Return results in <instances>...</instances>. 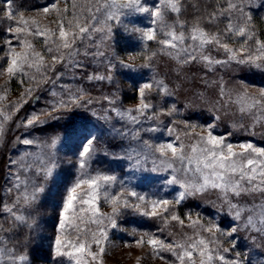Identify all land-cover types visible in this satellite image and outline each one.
<instances>
[{"label":"snow or ice","instance_id":"1","mask_svg":"<svg viewBox=\"0 0 264 264\" xmlns=\"http://www.w3.org/2000/svg\"><path fill=\"white\" fill-rule=\"evenodd\" d=\"M60 3L61 0H53L50 5L41 6L36 16L26 17L19 10L24 7L23 4L17 8L15 0H5L4 14L0 19L11 21L13 26L5 29L11 39L4 41L6 51L0 59H6L7 66L0 70V74H6L10 80L19 78L22 85L26 77L30 83L17 101L7 106L11 111L0 107V118L4 122L11 120L28 103L27 98L33 96V84L37 89L50 81L56 85L63 75L57 71L58 64L65 68L83 69L85 64L80 57H103L106 60L107 75L94 73L87 77L89 81H111L117 64L129 72L152 68L151 61L158 53L176 62L178 77L185 66L195 64L214 71L217 65L235 62L241 70L246 66L249 71L255 69L264 72V40L259 38L253 15L248 10L253 6V0H203V6L201 0H152L151 3L148 0H63V7H60ZM189 8L192 9L191 20L182 19ZM53 14L55 19H50V23L55 27H42L37 16L51 18ZM132 16L147 17L149 26L139 27L131 20L127 24L123 23L122 17ZM113 23L121 25L125 33L137 36L142 42H156L158 50L153 51L151 56L139 57L143 60L139 65L135 55L123 59L116 56L113 50L111 58L106 57L105 51L101 49L112 47L109 42L115 39ZM40 37L43 38L47 56L37 51L33 43L34 39ZM229 41H238L239 46L230 47ZM80 45L84 46L83 51ZM17 47L20 51H17ZM93 48L95 51H90ZM213 48L223 50L227 60L214 58L209 51ZM49 73H55V78ZM61 87L62 93L51 91L54 99L49 102V108L32 113L17 127L22 126L27 130L44 125L49 119H65L63 135L51 138L50 142L27 136L16 138L20 145H38L48 149H55L63 140L70 150H76L74 155L78 174L62 197L53 258L65 257L70 264H89L90 258L92 262L100 264L109 231L118 229L122 210H131L144 217L160 219L165 226L175 221L181 228L194 230L193 235L185 234L182 239L167 240L145 233L147 240L141 236L136 241L138 245L146 243L152 249V254L164 264H264V259H251L247 253L242 256L236 252L232 259L225 255L233 252L236 236L243 231L249 234L248 238L253 243L257 238L262 241L256 247L261 249L259 255L264 257V147H257L252 142L234 145L227 142L226 136L215 135L213 130L221 119L216 114L220 109L215 108V105L209 109L214 111L211 123H192L191 115L179 122L171 121L173 126L166 129L167 134L172 136L177 132V124L182 125L185 129L183 135L192 140L191 143H184L180 134L168 142L142 140L141 132L156 133L162 129L158 126H136L145 121L162 124L161 116L182 114L175 104L166 109L158 108L148 99L152 93L161 97L175 95V91L163 79L154 76L151 82H145L136 89L139 103L135 108L121 110L115 107L118 98L103 97L113 106L109 110L116 117L126 125L133 126L123 131L114 129L117 134L121 138L139 142L138 148L130 144L123 154L113 153L112 158L128 161L129 167L135 171L168 172L170 179H166L165 183L178 185L181 191L174 200L152 199L124 187L123 181H120L121 191L113 194L111 190L117 184L118 177L92 169L97 137L87 124L75 122L76 110H87L94 100L82 87L75 90L64 85ZM220 95L234 103L242 117L250 116L254 124L264 126V88L259 89L257 95H250L245 88L242 94L232 100L221 85ZM197 98L203 100V97ZM6 99V94L0 95V102ZM184 107L191 109L193 103ZM64 114L68 115L65 117ZM92 115L96 113L93 111ZM41 116L47 119L42 120ZM104 120L109 122L111 117L105 116ZM3 134L4 123L0 122V138ZM237 148L239 151H236ZM149 163L150 168L147 166ZM7 167L8 186L4 190L6 198L0 200V213L6 214L9 227L0 223V264H30L27 246L25 251L18 250L16 244L11 243L12 237L4 234L12 233L21 226L30 230L36 227V217L31 212L25 214L23 210L32 209L38 204L48 182H54L59 164L54 151L36 155L25 150L15 159L9 158ZM37 178H40L39 181ZM209 192L215 193L219 201V204L213 203V207L230 221L226 227L215 221L205 224L198 214L193 219L188 213L182 219L176 213L175 207L184 200ZM101 198L111 205L110 214L100 212ZM92 226H95L94 230ZM224 241L230 247H223ZM93 245L98 251H92ZM165 252L170 253L174 260H167L162 255Z\"/></svg>","mask_w":264,"mask_h":264},{"label":"rangeland","instance_id":"2","mask_svg":"<svg viewBox=\"0 0 264 264\" xmlns=\"http://www.w3.org/2000/svg\"><path fill=\"white\" fill-rule=\"evenodd\" d=\"M151 2L152 0L149 1V3ZM63 6H64L63 0H61L60 7ZM39 11H41V9L25 12L24 14L26 17H31V16H36L37 12ZM37 19L39 20L40 25L42 27L43 26H49L53 28L55 27L54 24L50 23V19H55V14H53L51 18H43L42 16H37ZM121 19L125 24H127L128 21L131 20L139 27L149 26L147 17L132 16V17H122ZM129 27H131V25H129ZM114 29L116 30L115 32ZM113 32L114 34H116L117 32L122 33L123 38L125 36L124 40H122L123 43L122 45H125L124 43H127L131 48H134V45L132 43L133 41L135 42V40L137 42H140L142 46L148 45L151 42V41L142 42L137 38V36L131 35L129 33H125L123 27L119 24H115V23L113 24ZM29 39L32 38L29 37ZM33 43L35 44L37 51L44 52L45 55L47 56L42 37L34 39ZM229 44L230 47L239 46L238 41L235 43L229 41ZM2 47L3 44L0 42V50H1L0 57H3L5 53V51L2 50ZM80 47H81V51H83L84 46L80 45ZM101 50L105 51L106 57L108 58H111L113 50L115 51L116 56H118L119 58L127 59L128 57L133 56L131 55V52L118 53L116 52L117 50L115 49V47L113 48L111 47L107 49L102 48ZM17 51H20L19 47L17 48ZM90 51H95V49L94 48L90 49ZM209 51L214 58L220 60H227V54L223 50H216L213 48L210 49ZM132 52L133 54L136 53L134 51ZM80 59L83 61L85 66L88 67V70H85L87 72L85 74L86 75L85 78L83 77V74H79V73L70 74L71 76L70 78L73 79L75 76L81 75L84 78V81L87 83V85H92V83L95 84V83H104V82L107 83V84L104 83V85H108L114 82L113 85L117 86V87H113V90L115 89L114 91L116 92V97L114 99L122 97V102L117 108L123 110L128 108H135L138 105L139 99L136 91L137 88L133 83L128 81L126 75H129L131 77L138 76L141 77L143 81L149 82L147 81L149 80V76H147L148 73H142L140 69L138 70V72H129L127 69H123L119 66V64H117L113 72V79L111 81L108 80L89 81L87 77L91 74L98 73V74L107 75L106 60L103 57L98 59H93L91 57L85 59L84 57H80ZM0 63H2L0 65V70H2L7 66L6 59H0ZM87 65H89L90 67ZM57 66H59V64ZM197 67L202 72V75L205 79L202 82L204 87L203 88L200 87L202 91L198 92L199 97H203V100L199 99L198 101L200 106L204 110H206L207 113H203V114L196 113V114H199L197 117H199L200 119L204 118V116H209V120L206 123L192 122V120L190 122L198 123L201 125L211 123L214 111H210L209 109H212L213 105H215V108L220 109L219 113L216 114H219L221 116L220 121L216 122L217 126L213 130L215 135L226 136L227 142L232 143L234 145L243 142H252L257 147H264V126H261V124L259 123L254 124L253 119L250 116L245 115L242 117L237 110V106L234 103H230L227 97H221L220 95L221 85L225 87L226 93L228 94V96H231L232 100H235L239 94H242L245 88L247 89L250 95H257L259 89L264 88V72L255 69L249 71L246 66H243L241 70V68L238 67L235 64V62H231L223 65H217L215 66L214 71H208L200 64H197ZM117 71L123 73L124 76L121 74L123 78L121 77V75L120 76L117 75ZM186 76L188 79L184 78L185 82L189 85H195L194 83L195 81L192 78V74L187 72ZM77 78L78 77H76L75 79ZM141 78L140 80H142ZM78 79L82 80L81 78ZM10 82L11 80L6 74H0V95H5V94L7 95V99L2 102V107L5 109V111H11V109L7 106L12 102L17 101L18 97L21 95V93L25 91L26 88L24 86L22 90L15 95L12 92ZM58 84L59 87L56 88L57 89L56 92L58 94L62 93L63 91L61 85L68 86L72 90H75L76 88L80 87V86L77 87L75 85H74L75 87L67 85L66 81L63 83L59 82ZM85 91L88 93V96L93 98L94 102L93 104L88 106L87 110L83 108L76 110V111L83 110L88 114L84 116L87 117V119H84V117L82 118L78 117V120L82 119L84 122L89 123L88 128L97 137V139L101 138L104 141L110 140L117 142L116 151L114 149H107L105 147L102 153L94 154L92 169L94 171L99 170L106 174H114L118 177L117 184L113 186L111 190L113 194L121 191V185L119 182L123 181L124 187L135 190L140 194L147 195L149 198L174 200L177 196V193L181 191V189L179 188L178 185H167L165 183L166 179H170V173L168 172L135 171L129 167V162L126 160L124 161L119 160L123 167L122 171H117V170L109 171L110 170L109 168H107V170H104L99 167V166H103V167H107V166L104 160H96L95 158H100L101 157L100 155L106 153L109 157H112L113 153L123 154V150L129 148L130 144L132 147L138 148L139 142L130 141L129 139L126 138H121V136H119L114 129H119L123 131L126 128H132L133 126L126 125L124 121H121L118 117H116L115 113L109 110L111 107H113L112 105H110L109 103L106 104L105 106L102 105V102L99 101L98 93L89 92L87 90ZM152 94L149 95L148 99L151 100V102L154 105H156L158 108L165 107L166 109L168 106H171L172 104L176 105V103L179 102L180 104L182 102V100L179 98V95L176 99H175L176 95L170 97H161L159 95L158 98L156 97V99H153L151 98V96L154 97L157 96V94L156 93H152ZM128 97H130L128 101L124 100V98L127 99ZM87 98L88 97H86V99ZM134 98L137 99L136 101L133 102L131 99ZM173 101H176V103H174ZM184 101L187 100L184 99ZM192 109L193 107L190 110L193 111ZM204 110L202 111L205 112ZM93 111L96 113L95 116L92 115ZM58 114L59 113H54V115H58ZM181 115L184 116L181 118ZM181 115L169 117V120H167V116H161L160 120L163 121L162 124H158V122L156 121H145L142 125L136 126V127L158 126L162 129L161 131L156 133L141 132V139L148 140L151 143H161V142L172 141L175 139L176 134H180L181 139L184 143L186 144L191 143L192 140L184 137L183 132L185 131V129H183L182 125L177 124V132L174 133L172 136H169L167 134L166 129L168 127L173 126L171 121L175 120L179 122L180 120L187 118V115L183 113ZM28 116L30 115H26V117ZM105 116L111 117V120L109 122H106L104 120ZM26 117L25 115L23 117H20L19 124H21L22 122L21 119L23 120ZM41 118H46V117L41 116ZM221 121L223 122V124H225L224 128H226L227 130L226 132L221 131L219 129L222 124V123L220 124ZM0 122H3L4 125L6 124V122H4L2 118H0ZM234 129L240 130L238 132L239 134H232L234 132ZM17 131H18V136L21 138H24L25 136H27L28 138H32L29 135V133L28 134L26 133L28 131H26V129H24L22 126L17 127ZM196 131L199 132V129H197ZM229 133H231V135H228ZM2 138H0V147L2 145V140H3ZM35 139L38 138L35 137ZM16 142L17 141L11 142L12 143L11 146L12 147L15 146L17 144ZM41 142H48V141L42 140ZM25 150L32 152L36 155H43L54 151L56 160L59 164V168L57 169V174L54 178V182L53 181L48 182L46 191L45 193L41 194L38 204L32 209L23 210L25 214L31 212L32 215L36 217L37 220L36 227L30 230L27 227L21 226L15 229L12 233H6L4 235H9L10 237H12L11 243L16 244L18 250L20 251H25V245L27 246L26 251L29 256L30 264H50L48 258L53 256V245H54L55 237L58 234L57 225L59 221V212L62 204V197L65 195L66 189L73 184L78 174L76 168V156L74 155V152L76 150L75 149L70 150L68 145H66L63 142V140H61V142L57 144L55 149H48L46 147L42 148L38 145L24 146L19 144L18 150L16 151L17 153L16 152L15 153L18 156L22 151ZM236 151H239V149L237 148ZM17 156H11L9 158L15 159ZM112 160L114 159L111 160L108 159V161H112ZM147 166L150 168L151 164L149 163ZM39 179L40 178H37L38 181ZM7 186H8V182L6 180L5 185L3 186V189L1 191L2 195L0 200H4L6 198V193L4 190ZM7 199L8 202L10 203L11 198L9 197ZM183 203L184 206H191L185 209L187 214L190 213L193 219H195L198 214L200 217H202V222L205 224H207V222L209 221H215L217 223H221L222 227H226L227 224L230 222L227 220V218L224 216L223 213H219L217 209L213 207V203L219 204V201L216 199L215 193L209 192L203 196L189 197L188 199L184 200ZM99 207L101 213L104 214L111 213L112 210L111 205L106 203L103 200V198H101ZM196 207L197 209L195 213H193V210ZM122 212H123L122 216L118 218V225H119L118 229H113L109 231V239L107 242L104 243L105 253L100 259V264H164V261H161L152 254V249L146 243L144 245H138L136 241L139 240L141 236H144L145 233L154 234L160 237L161 239H167V240L182 239L185 237V234L189 236L193 235L194 230L192 228H188V227L181 228L179 224L175 221L174 222L176 224L170 225V223L173 222L171 221L167 226H165L163 222L160 221V226L161 229H163V231L161 232L154 231L153 233H150L148 232V230L142 229L140 225L137 226L136 224L139 222L134 223L132 221L133 216H141V215L137 213H133L131 210H122ZM126 215L129 217L128 220ZM146 218H150V217H146ZM152 222L153 220H143L145 226L150 225ZM0 223H3L6 228L9 227L8 223L6 222V214L0 213ZM187 223L188 221L185 219V224ZM92 228L94 230L95 226H92ZM169 233H172V235H169ZM74 235L75 234L73 233V236ZM204 235L207 234L205 233ZM248 236L249 234L243 231L237 234L236 248L233 250V252L225 254L228 259L234 258L236 252H240L242 256L244 253H247L251 259H264V257H261L259 255L261 249H258L256 247V244L262 243V241L259 238H257L256 242L253 243V241L250 240ZM144 239L147 240L148 236H144ZM222 246L230 247V244L227 241H224ZM92 251L94 252L98 251L95 245H93ZM162 255L165 256V258L169 261L174 260V257H172L170 253L165 252L162 253ZM62 258H63L62 264H70L67 258L65 257ZM59 264H61V260ZM89 264H96V262H92L89 258Z\"/></svg>","mask_w":264,"mask_h":264},{"label":"trees","instance_id":"3","mask_svg":"<svg viewBox=\"0 0 264 264\" xmlns=\"http://www.w3.org/2000/svg\"><path fill=\"white\" fill-rule=\"evenodd\" d=\"M150 0H148L149 2ZM53 2V0H15V7H19V5L23 4L24 7L19 9L20 11L25 12H30V11H35V10H40L41 6L46 5V4H51ZM262 4H264V0H253V6L250 7L248 10L251 11L252 15H253V20L255 22V28H256V32L259 36V38L261 40H264V6H261ZM201 6H203V0H201ZM5 8V0H0V17L3 16V9ZM182 19H188L191 20L192 18V9L189 8L181 17ZM114 24V23H113ZM9 26H13L11 21H7V20H3L0 19V42L4 45V41L6 39H11V37L8 35V33L5 31V29ZM221 27H223V25H221ZM116 30L114 29V32ZM122 31V30H121ZM120 31V32H121ZM115 39L114 41H111L109 43L112 44V48L115 47V49L117 50L116 52L121 53V52H131V55H135L138 57V59L136 60L137 64H141L143 63V60L140 59L139 57L141 56H151V51H157L159 48V45L154 42L151 41L148 45H141L140 42H137L135 40V42L133 41V45L134 48L129 47V45L127 43H124L125 45H122V40H124L122 33L117 32L116 34H114ZM13 43L15 44V41H13ZM138 46V47H137ZM18 48V47H17ZM146 48V49H145ZM154 49V50H153ZM3 51H6V49L4 47H2ZM1 51V50H0ZM136 52L133 54V52ZM2 53V52H1ZM139 54V55H138ZM152 63V68H143L140 69L142 73H148L147 76H149V82H151L152 78L155 76L156 79H163L165 81V83L168 84L170 89H173L175 91V99L178 97L182 100V102L179 104L176 103V101H173L174 103H176L177 108L185 115H187V117H189L191 115L192 117V122H203L206 123L209 120V116H204V118H199L197 117L199 114L196 113H207L206 110H204L200 104H199V99L197 97H199V93L200 91H202L201 88H203V80L204 77L202 75V72L198 69L197 64L195 65H187L184 67V69L180 72V76H177V71H178V66L176 64V62L172 59H170L168 56L163 55V54H159L152 59L151 61ZM2 63H0L1 65ZM89 66V65H87ZM196 66V67H195ZM90 67V66H89ZM85 70H88V67L85 66V68L83 69H74V68H65L62 65L57 66V71L58 72H62L63 75L61 76V78L56 82V85L54 86L51 81L47 84H42L40 86L39 89L36 88V86L33 84V96L28 99V103H26L19 112H16L13 116L12 119L7 121L6 124L4 125V134H3V140H2V145L0 147V198H1V191L3 189V186L5 185V181H6V176L8 173V160L9 157L11 156H17L16 155V151L18 150L19 147V143L16 142L17 144L15 146H11L13 141H17L16 138L19 137L18 136V131H17V125L19 124V119L20 117H23L25 115H31L32 113L36 112L39 113L42 109H46L50 107L49 102L52 101V99H54L51 96V91L52 90H57L56 88L59 87V82H65L67 85L70 86H80L82 87L84 90H87L89 92H96L98 93V98L99 101L102 102V105H106L108 104L107 101H105L103 99L104 96H109L112 98L116 97V92L113 90V87H117L116 85H113V83H110L108 85H104V83H92V85H87V83L84 81L85 78V74L87 73ZM154 70V71H153ZM194 70V71H193ZM193 71V72H192ZM191 73L192 74V78L194 79V83L195 85H189L185 82L184 78H187L186 73ZM83 74V77L81 75L75 76L73 79L70 78V74ZM123 75V73H120L119 71H117V75ZM50 76H52L53 78H55V73H49ZM121 75V77H122ZM207 75V74H206ZM124 76V75H123ZM128 78V81L133 83L136 88H138L139 85H141V83L143 84L146 81H143V79L141 77L138 76H134L131 77L129 75H126ZM76 77L81 78L82 80H79L78 78L75 79ZM195 77V78H194ZM123 78V77H122ZM140 78L142 80H140ZM25 84H21L19 83V78H12L11 79V89L13 94H17L19 91L22 90V88L25 86H27L30 81H28V79L25 77ZM188 79V78H187ZM70 80V81H69ZM81 84V85H80ZM107 84V83H105ZM75 85V86H74ZM121 87V86H120ZM201 87V88H200ZM93 88V89H91ZM120 89V88H118ZM63 92V91H62ZM124 93V92H123ZM155 95V94H152ZM101 96V98H100ZM123 96V94H122ZM137 97V96H135ZM156 97L158 98L159 95L157 96H151V98L156 99ZM38 98V99H37ZM120 98V97H119ZM117 99V103L115 105V107H119V105L122 102V97L120 99ZM128 99H130V97H128L127 99L124 98V100L128 101ZM137 99V98H136ZM136 99H131L133 102L136 101ZM184 99H186L187 101H184ZM129 100V101H131ZM190 102L195 103L193 104V111H191L190 109L185 108L184 106L189 104ZM0 107H2V102H0ZM165 108V107H164ZM202 108V109H201ZM202 110H204L205 112H203ZM185 111V112H184ZM77 115L75 117V122L79 123V124H87V126L89 125V123L84 122L82 119L78 120V117H84L87 114V112H84L83 110L80 111H76ZM58 115H61V113H59ZM65 117L68 114H64ZM184 115H181V118ZM186 117V116H185ZM42 120L47 119V118H41ZM186 119V118H185ZM167 120H169V117H167ZM22 121V119H21ZM222 123V124H221ZM221 126H220V130L221 131H227L226 128H224L223 122H220ZM64 125H65V119H61V120H48L46 124L44 125H38L34 128H30L27 129L26 132L27 134L29 133V135L32 138L37 137L39 141L42 140H47L48 142H50L51 138L57 136V135H63V130H64ZM230 128V127H229ZM240 130H236L234 129V132L232 134H239ZM117 142L116 141H104L101 138H98L97 141L95 142V153H102L104 151V148L106 147L107 149H114L115 151L117 150ZM11 152V153H10ZM16 152V153H15ZM15 153V155H14ZM100 158H95L96 160H104L105 164L107 167H103V166H99L100 168L107 170V168H109V171H113V170H117V171H122L123 167L122 164L119 160H112V161H108V159H113L112 157H109L107 154H102L100 155ZM149 188V187H148ZM187 207H191V206H184V203L182 202L178 207L175 208L176 213L182 218L184 219L185 214H187V212L185 211V209ZM197 207L193 210V213H195ZM127 216V215H126ZM128 216H127V220H128ZM131 219V218H130ZM143 220H153V222L150 225H146L148 227L145 226V224L143 223ZM132 221L134 223H137L136 225H140L142 227V229L144 230H148V232L153 233L154 231L156 232H161V226H160V219L157 218H146L144 216H133L132 217ZM172 224H176L174 221L172 223H170V225ZM139 226V227H140ZM47 259V257H46ZM63 261V258H53V256L48 258V261L50 264H59V262ZM47 261V260H46Z\"/></svg>","mask_w":264,"mask_h":264}]
</instances>
